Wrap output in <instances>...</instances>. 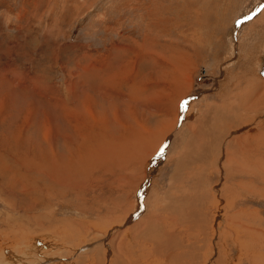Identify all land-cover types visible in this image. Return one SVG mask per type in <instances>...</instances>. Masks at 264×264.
Returning <instances> with one entry per match:
<instances>
[{
    "label": "rangeland",
    "instance_id": "obj_1",
    "mask_svg": "<svg viewBox=\"0 0 264 264\" xmlns=\"http://www.w3.org/2000/svg\"><path fill=\"white\" fill-rule=\"evenodd\" d=\"M144 30L154 41H135ZM111 69L123 84L93 92L115 106L113 129L124 118L144 134L129 162L70 191L46 187L40 168L19 176L5 150L34 157L55 99ZM115 259L264 264V0H0V264Z\"/></svg>",
    "mask_w": 264,
    "mask_h": 264
},
{
    "label": "bare ground",
    "instance_id": "obj_2",
    "mask_svg": "<svg viewBox=\"0 0 264 264\" xmlns=\"http://www.w3.org/2000/svg\"><path fill=\"white\" fill-rule=\"evenodd\" d=\"M141 52H144V51L141 50ZM122 73H119V71H115L111 69V71L101 79L100 86H98L97 88H94V87L91 88L90 86L92 91H89L88 88L87 89L82 88V90L80 91V94L77 93L79 95L75 94L74 88L72 87L69 88L71 95H69L68 97L70 98L72 96L75 99L71 101V103H68L69 100L68 101L65 100L63 101L61 105H58V101H61L62 99L60 100L55 99L57 103L55 102L54 104L51 105L50 117L47 123L44 124L43 126L44 129L46 130V133L39 134L40 135L39 139L35 141L31 147L32 150L30 151L32 152L34 157L25 158V155L22 154L20 150L17 152H15L14 150L10 148L5 150L6 152L5 154L13 157L17 162H19L22 165V167L16 166V168L18 169V175L21 177L26 175L24 172V167L26 166H28L27 169L40 168L42 176L40 177L38 176L39 177L38 179L41 183H44L46 187L52 188L55 191H70L73 188L75 190L76 188H81L82 182L88 179L90 176H94L96 171H98L100 168H111L114 165L119 164L120 166V164H126L127 162H129L128 155L131 153V151H133L136 141L142 138L140 136H143L144 134L135 132L134 127L130 123H128L129 121L127 119H124V118H122L123 119L122 121L120 120V122H122V124H120L121 126H119L118 128L113 126L114 127L113 129L111 122L118 121L119 119V117L116 116L117 117L116 118L114 116L115 113H113L115 111V108H114L115 106L112 104V102L110 106L108 105L105 106L104 101H103L104 103L101 102L102 104H99V102L95 100L96 94L94 95V92L95 91L97 92V89L98 91L103 92L105 88L110 87V86L114 87L115 89L116 87L119 88V86H121L124 82L123 78L121 79ZM106 91H110V89ZM104 95H106L105 92H103V96H99V97L103 98ZM29 113L31 114V116L33 115V112L29 111ZM109 113L114 114L112 117V119L114 120L111 121L109 119L108 117ZM35 116L34 118L36 119ZM26 119H29V118L22 119L21 124L27 123ZM61 121H65V122H61ZM63 124H65L66 127H64ZM62 127H64L66 130ZM115 129H117L116 133L118 134H114ZM58 131L68 132L67 134L62 136L61 144L59 140H57L53 136L56 132L58 133ZM15 140L17 141V143H19V148H20V145L23 143L21 141L20 136L17 135L15 137ZM150 140L151 139L148 138L146 142L150 143L151 142ZM7 141L8 140L6 139V143L4 147H1V148L8 147L7 143L14 144L12 142H7ZM137 145H140V144H137ZM149 146H150L149 148L147 147L148 149L146 148L142 152L146 153L152 147V144H150ZM15 149H18V148H15ZM137 150L139 149H136V151ZM135 154L133 155L131 154L132 157L131 155L130 157L133 158ZM123 166L124 165H122V167ZM28 181L31 182L30 179H28ZM36 183H38L37 180H36ZM30 190H32V188ZM153 220H157V219L154 218ZM169 233L167 232V234L170 235V237L174 236V234H171V233L169 234ZM174 238L175 237L171 239H174ZM164 239L166 238L163 237V239H160L161 240L160 242L159 237L155 238L157 242L159 241L158 248L163 247L162 244L165 241ZM178 247L179 249L181 248L180 246ZM185 252L189 253V251H186V250ZM178 253L179 252H177V254ZM186 254L187 253H184L183 257H181L182 261ZM175 261L174 262L177 264V260ZM112 264H121V262L118 259H115L113 260Z\"/></svg>",
    "mask_w": 264,
    "mask_h": 264
},
{
    "label": "crops",
    "instance_id": "obj_3",
    "mask_svg": "<svg viewBox=\"0 0 264 264\" xmlns=\"http://www.w3.org/2000/svg\"><path fill=\"white\" fill-rule=\"evenodd\" d=\"M153 1H155V0H149V2H153ZM151 31V30H150ZM139 33H140V36H141V38H140V40H138V39H136L135 41H138V42H143L144 40H151L149 37H151L152 38V41H154V38H153V35H154V37L155 36H157V34H151L152 32H148V31H146V30H144L143 32H140L139 31ZM174 33V32H173ZM160 35V34H159ZM175 35H177L178 36V32H177V30H175ZM179 37L180 38H182L183 40H185V41H189L190 42V44L193 46V44H195V42H197V40H196V38H192V37H188L187 35H184L182 32L180 33L179 32ZM151 46V45H150ZM152 52V51H151ZM151 52H141L142 54H141V59L142 60H144L143 62H149V61H151V58H152V56H151ZM188 54V53H187ZM187 54H184V56L183 57H185V56H188ZM198 55V54H197ZM199 55H200V53H199ZM183 69V68H182ZM183 71L185 72V76H184V73H183ZM183 71H182V73H181V75L183 76V77H185L186 79V81L188 82V84L191 82V80H192V78L190 77L191 75H190V72L187 70L186 71V69L184 70L183 69ZM132 72H134L135 73V71H132ZM187 72V73H186ZM137 74H138V72H136ZM174 75H176L175 73H174ZM174 76H171L170 78H173ZM169 78V79H170ZM168 79V78H167ZM226 124V123H225ZM227 124H229L228 125V127H230V121L227 123ZM208 128H207V132H208V134H211L212 132H211V130L214 132L215 131V129L214 128H211V125L209 124V126H207Z\"/></svg>",
    "mask_w": 264,
    "mask_h": 264
},
{
    "label": "water",
    "instance_id": "obj_4",
    "mask_svg": "<svg viewBox=\"0 0 264 264\" xmlns=\"http://www.w3.org/2000/svg\"><path fill=\"white\" fill-rule=\"evenodd\" d=\"M189 99H187V101H188ZM186 101V100H185ZM185 106V108H186V106H187V103L184 105Z\"/></svg>",
    "mask_w": 264,
    "mask_h": 264
}]
</instances>
